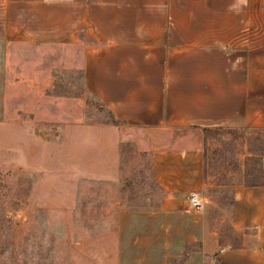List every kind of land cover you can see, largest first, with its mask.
Masks as SVG:
<instances>
[{"label":"crops","instance_id":"1","mask_svg":"<svg viewBox=\"0 0 264 264\" xmlns=\"http://www.w3.org/2000/svg\"><path fill=\"white\" fill-rule=\"evenodd\" d=\"M0 8V122L7 43L18 42L76 51L84 88L117 121L105 131L264 128V0H0ZM150 169L157 202L116 209L110 228L69 243V264H264V183L233 186L229 209L218 207L203 193V147L186 140L151 150ZM209 203L227 215L229 236L225 218L207 217Z\"/></svg>","mask_w":264,"mask_h":264},{"label":"rangeland","instance_id":"2","mask_svg":"<svg viewBox=\"0 0 264 264\" xmlns=\"http://www.w3.org/2000/svg\"><path fill=\"white\" fill-rule=\"evenodd\" d=\"M78 63L62 45L7 43L0 264H69V243L110 228L116 209L156 203L153 149L202 145L203 193L224 210L233 186L264 183V128L105 131L104 122L117 123L84 88ZM206 205L229 236L227 215Z\"/></svg>","mask_w":264,"mask_h":264},{"label":"built area","instance_id":"3","mask_svg":"<svg viewBox=\"0 0 264 264\" xmlns=\"http://www.w3.org/2000/svg\"><path fill=\"white\" fill-rule=\"evenodd\" d=\"M188 198H189V202L191 203L192 206H194L196 208H199L202 206V201L199 198V195L197 192H195V191L190 192ZM221 250L222 249H220V251Z\"/></svg>","mask_w":264,"mask_h":264},{"label":"trees","instance_id":"4","mask_svg":"<svg viewBox=\"0 0 264 264\" xmlns=\"http://www.w3.org/2000/svg\"><path fill=\"white\" fill-rule=\"evenodd\" d=\"M114 122L116 123L117 121H114ZM211 129H213V130H226V129H221V128H207V127H204V128H202V131H209Z\"/></svg>","mask_w":264,"mask_h":264}]
</instances>
